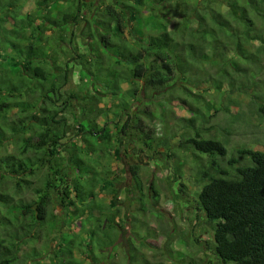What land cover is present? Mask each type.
<instances>
[{
	"label": "trees",
	"instance_id": "16d2710c",
	"mask_svg": "<svg viewBox=\"0 0 264 264\" xmlns=\"http://www.w3.org/2000/svg\"><path fill=\"white\" fill-rule=\"evenodd\" d=\"M27 1L0 0V264H114L113 253L116 255L122 231L117 221L122 212L115 198L119 178L111 177L109 171H98L99 159L103 154L110 158L115 148L108 126L116 130L118 146L124 145L122 137L132 131L140 134L146 147L154 138L151 134L143 136L145 130L139 119L132 124L128 117L119 128L123 113L115 114L113 107L127 111L126 101L120 106L103 105L104 109L99 107L104 101L97 94L114 97L121 93L122 83L129 81L136 87L141 81L145 91L169 89L173 97L179 76H192L201 63H206L218 69L209 91L221 97L220 107L214 103L208 107L227 114L229 108L240 106L244 91L264 85L263 79L250 74L251 67L260 64L264 49L252 53L246 48L256 43L264 45V0H198L202 4L177 0L174 6L175 0H112L99 5L88 0H37L42 17L30 36L28 24L18 16ZM169 8L176 10L173 17L182 19L173 31ZM84 9L94 12L83 25L80 19ZM142 10L148 12L147 17L142 16ZM79 26L82 31L78 33ZM126 30L130 39L123 37ZM52 33L70 40L72 54L79 52L77 37L87 39L84 53L80 50L74 64L81 67V73L91 74L93 68L88 66L94 63L97 52L113 47L129 65L126 68L131 75L109 80L110 75L106 77L107 71L102 68L100 85L92 86L86 77L89 84L84 95L65 91L73 73L69 68L74 66L53 63ZM3 52L7 60L1 59ZM107 61L104 58L102 63L109 70ZM135 87L127 92L132 99L140 91ZM188 88L184 85L183 89L190 94ZM90 89H95L96 95ZM262 92L249 96L262 124L254 127L264 131ZM172 97L166 101H180ZM77 101L82 102L79 118L72 113ZM182 103L190 105L186 99ZM190 112L206 123L212 117L200 114L199 108L191 107ZM99 119H103L102 125ZM186 122L195 133L186 132L179 148L189 151L199 165V172L194 174L200 187L197 200L199 209L214 225L215 256L222 264H264V141L253 143L263 150L244 146L237 150L240 159L229 158L228 137L208 135L213 125L196 129L195 117ZM72 123L79 132L78 142L76 136H68ZM8 144L17 149L2 153ZM114 153L119 159L121 149ZM227 159L229 170L221 164ZM139 170L138 165L130 167L135 185L128 193L136 191L143 198ZM181 171L180 166L175 168V181L181 178ZM96 189L100 195L104 192L101 196L109 200L108 204L102 199L96 201L100 196ZM149 191L157 203L160 195L153 183ZM75 223L78 232L73 231ZM37 243L41 244L39 249L34 247ZM25 246L30 247L26 252ZM45 258H49L48 263ZM144 264L151 263L145 260Z\"/></svg>",
	"mask_w": 264,
	"mask_h": 264
},
{
	"label": "rangeland",
	"instance_id": "374dc122",
	"mask_svg": "<svg viewBox=\"0 0 264 264\" xmlns=\"http://www.w3.org/2000/svg\"><path fill=\"white\" fill-rule=\"evenodd\" d=\"M181 1H186L189 4H194L195 2L202 4V1L198 0ZM176 2L177 0H175L171 6L176 5ZM36 3L37 0H28L19 9L18 16L25 21V23H23L24 25L28 24L29 36L37 29V26L40 24L39 17H42L37 9ZM87 3H95V5H99L100 3L109 4L112 3V0H88ZM92 10H83L80 19V22L82 21L81 24H83L85 20L90 19L92 12H94ZM95 13L100 14L101 12L96 10ZM175 13L176 10H170L172 16L170 20L173 19V27L171 25H169V27L172 31L175 29V25L182 22L180 17H173ZM12 16L13 14L11 17ZM142 16L147 17L148 12L142 10ZM10 28L11 26L8 27V29ZM94 30L95 29H93V31ZM128 30L131 31V29ZM128 30H126L123 37L130 39ZM80 31H82V27L79 26L78 33ZM145 32L147 31L145 30ZM49 35L48 33L46 36L48 37ZM53 35L55 41L54 45L53 41L51 45L54 46V51L50 54L53 59H56L53 63H63L64 65L69 62V66L72 64L74 66L78 60L80 50L84 53L86 49L87 39L85 41V37H77L76 45L79 52L72 54L70 51L73 50L74 45L70 44V40L66 37H61L58 33ZM51 39H53L52 36ZM246 48L250 52L256 53L258 48L264 49V45L256 43L253 47L250 46ZM4 52L1 59L7 60V55L4 54ZM71 57L74 58L71 59ZM104 58L108 60L106 64L110 66L109 70L103 66L102 61ZM93 61L94 63L88 66V68H93L91 71L92 73L88 75L87 73L85 75L84 72L81 73V67L78 65L69 68H73V73L68 77L65 91H76L79 94H83L85 91L87 92L89 84L88 79L92 86L100 85L98 83V77H104V74L101 75L102 71H99L102 68L107 71L105 74L106 77L110 75L109 80H117V78L113 79L112 77L126 78L131 75L129 69L126 68V66L129 65L120 58V55L113 47H102L101 50L97 52L96 57L94 56ZM119 63H121L122 66H120ZM88 68H86L87 71H89ZM259 68H261V70H259ZM114 70H117L118 73H112ZM217 73L218 69L211 64L201 63L192 76L190 74L179 76L178 81L174 83L178 84V86L175 88V96L173 97L169 96V89L161 88L154 93L145 91L141 81L136 87L129 83V81L122 83L120 85L121 93L114 97L97 94L99 98H102L104 101L99 104V107L102 105L104 109H106L105 106L114 103L120 106L121 103L126 101L127 107L129 106L127 111L123 107H113L115 114L118 112H120V114L123 113L119 119V128L124 125L128 117L132 124L136 122L135 119H139L145 130L143 136L146 137L147 134H151L154 138V142L150 144V147H146L139 139L140 134L138 133L139 136H137L136 133L130 131L131 135L126 134L122 137L124 145L118 146L115 136L117 132L113 127L108 126L110 135L115 138V148L112 150V156L110 158H107L104 154L100 159L97 157V159L101 161V166L98 167V171L101 173L109 171L111 177L116 176L119 178V193L115 198L116 204L122 212L120 218L117 219V221L120 222V229H122V231H120L121 239H119V244L115 249L116 255L113 253L112 261L114 264H144L145 260L151 264H188V262H192L193 264H222L215 256L213 244L214 225L208 222L205 213L199 209L198 205L197 199L200 187L197 186L198 183L194 178V174L196 175L197 172H199V165L194 161L193 157L190 156L189 151L187 152L179 148V143L182 138H184L186 132L189 134L191 132L192 134L195 133V129L191 131V128L186 127L188 126L186 121L189 118L195 117L196 129H199L200 125L207 128L213 125L214 129H211L208 135L215 136L217 134L220 135L222 139H226L227 137L230 139V143L227 145L229 158L235 156L240 159L237 150L244 146L255 150H263L260 144L253 145L255 141H264V131L254 127V125L259 124V126H261L262 124L258 121L255 110H253V107L250 105L251 98L249 94L263 93L264 85L259 84L260 81L257 82V84H259L258 87L253 88L252 91L243 92V95L239 99L241 103L240 106L229 108L227 114L223 113V111L217 113L215 110L209 109L208 107L209 104L212 105L213 103L216 108L220 107L218 104L221 98L220 94L209 91L210 86L214 83V79L217 78ZM250 74L252 77L256 76L258 80H264V51L260 54V64L251 67ZM86 77H88V79ZM188 79L192 81H188L187 83L183 81ZM184 85L189 87L188 89L190 90L191 96L188 94L187 90L186 92L184 91ZM134 87L138 88L140 91L137 97L132 99L127 92ZM223 87L224 90L227 89L224 85ZM89 91L93 95H96L95 89H90ZM122 95L124 99H121L120 96ZM171 97L174 99L180 98V101L175 100L172 103H168L166 100L171 99ZM183 99H186L190 105H184L182 103ZM81 105L82 102L79 103V101H77L76 105L73 107L72 113L74 112L73 114H75L77 118L82 115L81 113L79 114L78 110ZM191 107L199 108L200 114L204 113L206 116L207 114L212 116L209 118L208 123L203 122L200 116H195L194 113H191ZM245 120L252 125H247ZM102 121L103 119H99L100 124ZM224 130L232 132V135L227 136ZM68 132L69 137H74L79 134L74 123H72ZM76 140L77 142L80 140L79 136H76ZM13 148L17 149V146L8 144L1 151L2 153L12 152ZM117 148L121 149V153L118 157L119 159H117L114 153ZM168 154L171 156L170 158H168ZM242 162H244V160H241V163ZM221 164L224 169L227 168L229 170V168H231L228 159L221 161ZM133 165H138L140 168L139 172L145 192L143 198H141L136 191L134 193H128V190L132 191L135 185L129 172L130 167ZM177 166H180L182 171L181 178L175 181L173 172ZM151 183L154 184L160 195L157 203H155L153 199V193L149 191ZM96 192L98 196L101 193L99 189H96ZM103 193L104 192H102L101 195H104ZM101 195L96 201L100 202L99 199H102L101 201H104L103 203L108 204L109 200ZM77 224L78 223H75L73 227V231L75 232L79 231ZM35 246L39 249L41 244L37 243L34 247ZM29 248V246H25V252L28 251ZM48 259L49 258H45L44 262L48 263Z\"/></svg>",
	"mask_w": 264,
	"mask_h": 264
}]
</instances>
